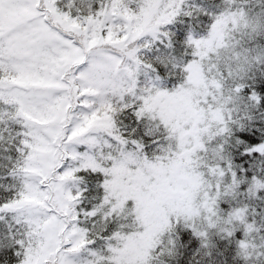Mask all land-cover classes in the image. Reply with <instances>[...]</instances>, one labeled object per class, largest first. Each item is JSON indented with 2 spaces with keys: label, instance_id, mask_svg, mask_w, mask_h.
<instances>
[{
  "label": "snow or ice",
  "instance_id": "snow-or-ice-1",
  "mask_svg": "<svg viewBox=\"0 0 264 264\" xmlns=\"http://www.w3.org/2000/svg\"><path fill=\"white\" fill-rule=\"evenodd\" d=\"M0 264H264V0H0Z\"/></svg>",
  "mask_w": 264,
  "mask_h": 264
}]
</instances>
